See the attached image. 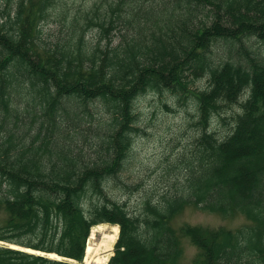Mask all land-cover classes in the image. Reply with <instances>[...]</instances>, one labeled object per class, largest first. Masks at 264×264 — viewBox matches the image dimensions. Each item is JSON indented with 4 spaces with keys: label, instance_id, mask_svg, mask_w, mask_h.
I'll use <instances>...</instances> for the list:
<instances>
[{
    "label": "trees",
    "instance_id": "trees-1",
    "mask_svg": "<svg viewBox=\"0 0 264 264\" xmlns=\"http://www.w3.org/2000/svg\"><path fill=\"white\" fill-rule=\"evenodd\" d=\"M53 13L60 29L45 35ZM251 38L264 41V0H95L76 11L14 0L0 11V264H83L102 223L120 227L108 264H264V57ZM202 76L207 86L191 89ZM151 90L193 97L200 132L175 191L133 213L108 184L141 131L135 101ZM235 104L220 137L212 118ZM188 207L246 221L176 226ZM185 239L196 247L187 262Z\"/></svg>",
    "mask_w": 264,
    "mask_h": 264
},
{
    "label": "rangeland",
    "instance_id": "rangeland-1",
    "mask_svg": "<svg viewBox=\"0 0 264 264\" xmlns=\"http://www.w3.org/2000/svg\"><path fill=\"white\" fill-rule=\"evenodd\" d=\"M94 1L62 0V5L64 8L70 7L76 11L89 7ZM13 3L14 0H0V11H4ZM59 21L60 17L53 13L47 23L43 24L45 35L57 34L60 29ZM95 34L88 32L87 38L94 42L96 41ZM248 44H251L264 57V41L251 38ZM213 49V56H216V59L227 56L224 53L225 47L222 43L214 46ZM207 84V78L202 76L190 83L189 86L193 90H198L206 87ZM135 108L139 115L137 126L141 128V131L133 134V143L125 165L117 176L109 179L108 192L114 199L124 203L129 211L140 213L146 197L151 196L154 199L155 195H159L166 189L168 192L175 191L177 185L181 183L185 170L184 165H180L179 159L183 154L189 153V149L193 148V142L200 132V127L197 124L198 105L193 97L181 101L179 95L168 90H151L136 99ZM240 111V104H235L215 114L211 121V129L220 137L227 136L235 126L234 117L237 115L236 113ZM99 115L102 118L105 117V114ZM89 141L86 143L87 146H92L96 142L92 138ZM245 221L246 218L242 215L224 218L217 213L188 207L175 219L174 223L176 226L182 223H191L211 227L224 225L229 228H236ZM115 227L120 228L118 224L113 223H104L103 228L95 226L91 228L87 243L91 242L96 250V256L108 258V260H104L105 262L92 264H108L113 255L120 230H115ZM114 234H117L116 240L108 249L112 243L108 236ZM92 235H94L93 238ZM184 245L187 262L196 252V247L189 239L184 240ZM83 264H87L84 259Z\"/></svg>",
    "mask_w": 264,
    "mask_h": 264
},
{
    "label": "bare ground",
    "instance_id": "bare-ground-1",
    "mask_svg": "<svg viewBox=\"0 0 264 264\" xmlns=\"http://www.w3.org/2000/svg\"><path fill=\"white\" fill-rule=\"evenodd\" d=\"M95 227H98V228H103V224H99V225H97V226H95ZM120 229V228H119ZM118 229V227H115V230H119ZM93 236L94 235H92V238H93ZM116 236H117V234H114V235H110V236H108V239L112 242L111 243V245L108 247V249H110L111 248V246L113 245V242L116 240ZM106 239H107V237H106ZM88 245H87V247H86V254H85V262L87 263V264H92V263H102V262H105L104 260H108V258L107 257H105V258H101V257H98V255L96 256L95 255V248L92 246V244H91V242H88L87 243ZM13 246V245H12ZM14 247H18V246H14ZM28 251H32V252H36V250H33V249H27ZM49 254H51L50 256H56V257H59L57 254H55V253H49Z\"/></svg>",
    "mask_w": 264,
    "mask_h": 264
}]
</instances>
